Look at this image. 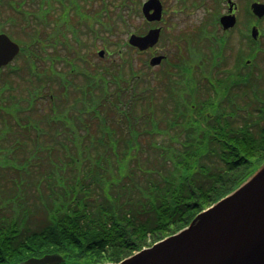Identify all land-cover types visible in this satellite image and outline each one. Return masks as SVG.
Returning <instances> with one entry per match:
<instances>
[{
	"label": "trees",
	"instance_id": "16d2710c",
	"mask_svg": "<svg viewBox=\"0 0 264 264\" xmlns=\"http://www.w3.org/2000/svg\"><path fill=\"white\" fill-rule=\"evenodd\" d=\"M141 1L0 0L26 37L21 63L0 69V264L54 251L62 264L119 261L264 161V23L236 54L245 71L218 34L150 71L120 35L144 30ZM92 37L111 48L97 61L82 52Z\"/></svg>",
	"mask_w": 264,
	"mask_h": 264
},
{
	"label": "water",
	"instance_id": "95a60500",
	"mask_svg": "<svg viewBox=\"0 0 264 264\" xmlns=\"http://www.w3.org/2000/svg\"><path fill=\"white\" fill-rule=\"evenodd\" d=\"M252 9L259 17L264 16V3L254 2ZM143 10L150 20L160 19L161 1L148 0ZM221 21L227 28L236 23V16L224 15ZM160 31L153 28L144 35L132 34L129 41L146 49L158 41ZM252 34L258 37L257 26ZM19 51L20 45L1 32L0 67ZM161 59L162 56L152 58V64ZM63 261L64 256L54 252L30 257L22 264ZM95 264H264V162L238 187L195 215L187 226L120 261Z\"/></svg>",
	"mask_w": 264,
	"mask_h": 264
},
{
	"label": "rangeland",
	"instance_id": "374dc122",
	"mask_svg": "<svg viewBox=\"0 0 264 264\" xmlns=\"http://www.w3.org/2000/svg\"><path fill=\"white\" fill-rule=\"evenodd\" d=\"M144 1L145 0H142V3ZM188 1L191 3H194L196 0H188ZM163 2L167 8V13H166L167 14V18H166L167 23H166V25H168V26L170 25L172 30H169L165 34V37H164L165 39L161 41L160 45L158 46L157 49H155V51L158 53L159 52H161V53L167 52L168 53V51L173 52L174 50H176L175 47H177L178 45H176V43H174V44H170V43L172 42V40L176 39V36H178V37L185 36L186 35L185 29H187L188 32H192V39L194 41V44H192L191 42L188 43L189 52L191 53V51H192L193 53H195L194 56H200L199 54L206 53L204 50L199 49L195 45V42H196L195 37L199 36L200 38L210 40V42H211L212 38L214 37L213 29L212 28H209V29H202L201 28L195 32H193V30L198 28L201 21H203V19L205 18L206 14H207V9H209L211 7V5H205V6L200 5L199 7H195V8H190V7L184 8V6L182 5L183 0H163ZM142 3L140 5V11H141V7H142ZM244 4H245V0L241 1V3H239L240 9L243 8ZM221 8H222V12H223L226 9V6L223 7L221 5ZM243 20H242V22H240V24L238 26L239 28H242L245 26L243 23ZM133 21H134L136 26L141 28V30L146 28L144 17L135 18ZM57 22H58L57 19L50 18V21L48 23V26H50V29H53L56 27L58 28ZM0 28L6 29L7 31H11L16 37H20V38L25 37V33L23 32V30H21L20 25H17V24L12 22L7 11H5L3 14V17L0 18ZM61 28H62V26L60 25V27L58 28L59 30H57V31L54 30V32L56 31V34H59ZM239 28H237L235 30V32H233V34H235V35L232 36V39L236 45L239 44V46H240L241 38H240V35L238 34ZM219 30H220V32L221 31L223 32V29L221 27H219ZM10 35L13 39H15V37L12 34H10ZM120 35H122L121 36L122 40H126L129 36V33H124V34L120 33ZM90 40H91L90 43H88L89 41H87L88 45L83 47L82 52H86V53L93 52V54L90 58H93L94 61L98 60L99 56L97 55V51L99 48H105L107 51L109 49H111L105 45L104 40H101V39L97 40V38L94 40L93 37ZM110 40H114V37L109 39V41ZM227 43H228V41L226 42V44ZM227 45L230 47L229 44H227ZM230 49H231V47H230ZM143 55H144V57H143L144 59L149 60V58L151 57V52H147ZM173 57H175L174 52H173ZM21 61L22 60L20 59L17 63H21ZM141 62H142V60H140L139 58L135 60V63L137 64V66L140 65ZM234 62L235 61L233 60V56L231 55V64H234ZM161 67H163V66H151L149 68V70L150 71H159L162 69ZM30 257H28V258H30ZM28 258H26V259H28Z\"/></svg>",
	"mask_w": 264,
	"mask_h": 264
},
{
	"label": "flooded vegetation",
	"instance_id": "af4514ba",
	"mask_svg": "<svg viewBox=\"0 0 264 264\" xmlns=\"http://www.w3.org/2000/svg\"><path fill=\"white\" fill-rule=\"evenodd\" d=\"M237 4L234 5V12L237 14Z\"/></svg>",
	"mask_w": 264,
	"mask_h": 264
}]
</instances>
